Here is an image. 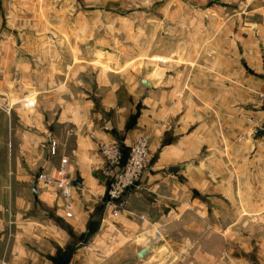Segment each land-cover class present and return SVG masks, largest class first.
Wrapping results in <instances>:
<instances>
[{"label": "crops", "instance_id": "crops-1", "mask_svg": "<svg viewBox=\"0 0 264 264\" xmlns=\"http://www.w3.org/2000/svg\"><path fill=\"white\" fill-rule=\"evenodd\" d=\"M196 1L205 17L212 16L206 26L214 37L193 46L181 42V54L174 59L181 70L163 78L144 77L149 86L141 78L138 89L130 92V103L124 90L104 82L106 73L62 75L59 67V73H49L43 66L60 56L27 55L24 50L49 47L50 41H0L6 97L4 108L0 106V264H57L71 251L66 264H93L100 238L135 233L175 211L163 203L177 184L168 175L201 176L204 172L194 161L203 159V150L212 153L207 160L228 151L232 176L242 170L246 176L264 171V0ZM51 46L55 48L54 41ZM75 76L83 83H76ZM140 133L149 136L151 155L156 152L159 163L127 192L130 209L113 217L105 205L107 177L98 142L112 138L127 154ZM242 136L244 142L238 143ZM52 141L58 145L56 154L50 151ZM61 156L68 158L71 182H80L72 185L74 216L55 189L37 179L42 173L53 175ZM176 165L181 167L177 174L168 171ZM139 195L146 196L149 209H157L155 215L136 207ZM250 206L256 205L244 201L239 207ZM229 208L236 213L237 201L230 200ZM120 217L124 226L106 224ZM148 246L150 253L154 246L145 245L137 254Z\"/></svg>", "mask_w": 264, "mask_h": 264}, {"label": "rangeland", "instance_id": "rangeland-1", "mask_svg": "<svg viewBox=\"0 0 264 264\" xmlns=\"http://www.w3.org/2000/svg\"><path fill=\"white\" fill-rule=\"evenodd\" d=\"M196 3V0H0V41H50L49 47L24 50L27 55L60 56L54 64L43 66L49 73L53 70L59 73L58 67L62 75L85 71L96 76L104 72L107 74L104 82L109 88L124 90L125 102L130 103L133 99L130 92L138 89L141 78L154 75L163 78L166 72L181 70L180 63L174 61L181 54V42L193 46L214 37L206 26L212 24V16L205 17ZM53 41L55 48L51 46ZM78 76L73 77L75 82L83 83ZM0 82V106L4 108V81ZM243 139L244 136L238 143L244 142ZM215 154L212 161L207 160L212 153L206 149L200 154L203 159L195 158L194 164L204 172L201 176L168 175L177 183L172 196L167 192V197H163V203L175 209L170 216L166 211L167 218L155 219L159 220L157 224H146L131 234L123 232L115 240L109 235L100 238L94 247L98 252L92 263L264 264V175L260 174L264 171L255 170L246 176L242 170L232 176L228 151ZM156 156L149 149L146 171L159 163ZM146 196L150 197V193ZM146 196L138 198L136 207L153 216L157 209L144 204ZM230 200L237 201L236 213L229 208ZM244 201L256 206L239 207ZM129 209L128 199L125 211ZM112 220L106 224L120 222L124 226L123 217ZM145 245L154 246L153 250L139 257L137 252Z\"/></svg>", "mask_w": 264, "mask_h": 264}, {"label": "built area", "instance_id": "built-area-1", "mask_svg": "<svg viewBox=\"0 0 264 264\" xmlns=\"http://www.w3.org/2000/svg\"><path fill=\"white\" fill-rule=\"evenodd\" d=\"M264 98V94H260ZM104 130H109L108 125H103ZM98 149L104 160V174L107 177L105 205L113 217L120 216L128 207L127 192L140 186L149 161V136L140 133L129 146L127 155L120 143L112 138L101 139ZM52 154L58 152L56 141L50 143ZM37 179L45 188H53L70 216L72 211V182L68 169V158L60 157L55 173H42Z\"/></svg>", "mask_w": 264, "mask_h": 264}, {"label": "water", "instance_id": "water-1", "mask_svg": "<svg viewBox=\"0 0 264 264\" xmlns=\"http://www.w3.org/2000/svg\"><path fill=\"white\" fill-rule=\"evenodd\" d=\"M142 83H143L144 85H147V86L151 85V82H150L149 80L145 79V78L142 79ZM180 168H181V167L178 166V165L167 167L168 171H170L172 174H177L178 171L180 170ZM71 184H72L73 186H77V185L80 184V182H79V181H73ZM34 189H35V187H34ZM149 248H150L149 246H148V247H145V248H142V249L140 250V252L138 253V256H139V257H143V256L147 253V251H148ZM71 254H72V251H71V252H68L67 254H65L64 257L61 259V261H59L57 264H66L67 261H68V259H69L70 256H71Z\"/></svg>", "mask_w": 264, "mask_h": 264}]
</instances>
